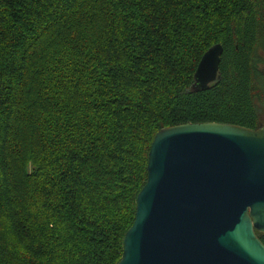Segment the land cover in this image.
<instances>
[{"label": "trees", "instance_id": "trees-1", "mask_svg": "<svg viewBox=\"0 0 264 264\" xmlns=\"http://www.w3.org/2000/svg\"><path fill=\"white\" fill-rule=\"evenodd\" d=\"M211 121L264 124V0H0V264H117L155 134Z\"/></svg>", "mask_w": 264, "mask_h": 264}, {"label": "water", "instance_id": "water-1", "mask_svg": "<svg viewBox=\"0 0 264 264\" xmlns=\"http://www.w3.org/2000/svg\"><path fill=\"white\" fill-rule=\"evenodd\" d=\"M223 52L203 54L193 91L221 79ZM147 170L117 264H264V124L162 128Z\"/></svg>", "mask_w": 264, "mask_h": 264}]
</instances>
